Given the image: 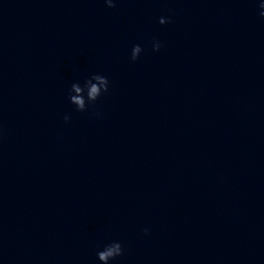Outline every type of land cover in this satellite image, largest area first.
Masks as SVG:
<instances>
[{"label":"clouds","instance_id":"obj_1","mask_svg":"<svg viewBox=\"0 0 264 264\" xmlns=\"http://www.w3.org/2000/svg\"><path fill=\"white\" fill-rule=\"evenodd\" d=\"M107 7L113 8L116 6L115 0H105ZM260 8L264 9V4H260ZM264 16V11L260 13ZM170 22L168 18L161 17L159 23L161 25ZM153 51H159L162 47L161 43L153 41ZM143 49L139 44L134 45L131 49V59L137 60ZM109 91V80L106 76L101 74H93L84 79L83 83L74 82L68 93L69 102L75 106L77 111L84 112L89 106L93 105L104 93ZM65 116V122L68 121ZM147 233V230H145ZM124 254V248L118 241H113L106 244L102 250L97 251V258L101 264H109V261H114Z\"/></svg>","mask_w":264,"mask_h":264}]
</instances>
